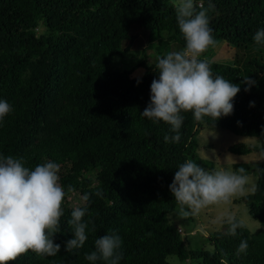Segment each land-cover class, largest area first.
<instances>
[{
    "label": "trees",
    "instance_id": "16d2710c",
    "mask_svg": "<svg viewBox=\"0 0 264 264\" xmlns=\"http://www.w3.org/2000/svg\"><path fill=\"white\" fill-rule=\"evenodd\" d=\"M202 2L207 7L209 0ZM211 3L209 26L216 44L226 43L234 54L231 64L208 62L214 76L229 77L241 90L230 116L197 121L191 112L181 113V139L171 143L164 140L175 134L170 125L140 115L159 73L156 58L145 64L144 49L141 60L132 63L136 53L129 45L135 36L129 31L142 29L156 57H163L171 42L182 50L173 0H0V100L13 107L0 122V155L23 157L29 168L58 163L60 183L75 189L65 198L54 238L60 252L47 257L28 251L9 264H91L85 254L95 250V239L113 232L123 240L120 264H264V231L250 233L242 226L230 236L224 224L206 236L209 252L186 251L168 219L177 209L169 186L178 166L191 159L213 169L194 153L198 130L212 127L257 141L256 147L238 144L226 150L260 153L255 190L240 201L253 221L264 223V44L253 40L264 29V0ZM137 68L144 73L133 77ZM248 77L256 83L246 92L242 80ZM241 167L249 171L234 166ZM84 194L90 196L86 205L80 200ZM75 207L88 209V239L66 252ZM242 240L247 251L237 254Z\"/></svg>",
    "mask_w": 264,
    "mask_h": 264
},
{
    "label": "clouds",
    "instance_id": "9594fccd",
    "mask_svg": "<svg viewBox=\"0 0 264 264\" xmlns=\"http://www.w3.org/2000/svg\"><path fill=\"white\" fill-rule=\"evenodd\" d=\"M176 21L185 40V47L165 56H157L155 70L159 78L150 86V102L140 115L153 122L163 121L171 126L174 135H165V142L178 143L184 121L181 113L191 112L195 120L211 117L214 121L233 113V100L240 92V85L223 76L213 75L210 63L201 59L216 45L209 26L208 13L215 5L204 6L202 0H173ZM253 40L264 44V29L258 30ZM139 83V81L137 82ZM250 91L255 81L242 80ZM254 107V102H250ZM13 112L12 105L0 100V122ZM227 159V158H226ZM23 157L0 155V264H9L22 254L31 251L37 256H56L61 245L55 243L60 231V219L64 215L63 204L69 194H75L73 186L67 189L60 183V165L47 161L34 168L26 167ZM169 190L177 205V215L182 218L198 215L212 205L226 206L233 199L249 191L251 177L244 168L220 167L207 170L188 159L178 166ZM252 191L255 186H252ZM97 196L102 192L97 191ZM88 194L80 197L86 205ZM87 207H75L68 221L73 228V238L66 241L65 250L80 249L88 239V222L84 217ZM222 224H227V234L235 236L242 223L234 214L225 213ZM94 231V228H93ZM123 240L113 232L95 239V250L85 254L91 264L103 260L106 264H120L123 259ZM248 242L242 240L237 254L246 253Z\"/></svg>",
    "mask_w": 264,
    "mask_h": 264
},
{
    "label": "rangeland",
    "instance_id": "374dc122",
    "mask_svg": "<svg viewBox=\"0 0 264 264\" xmlns=\"http://www.w3.org/2000/svg\"><path fill=\"white\" fill-rule=\"evenodd\" d=\"M129 32L131 35L135 36L134 40L129 45V51L136 53V55H134L135 57L130 59L132 63L135 64L141 60L142 57L139 54L141 49L145 51V64L150 65L153 63L156 55L153 50L146 47V35L144 31L138 28H131ZM172 51H179V48L176 44L171 42L169 47L167 46L163 49L161 55L165 56ZM233 54L234 51L232 47H229L224 42H219L214 47H211L209 52L202 58L209 62L231 64ZM143 73V68H137L132 76L140 77ZM224 78L230 81L229 77ZM238 144H243L252 148L257 146V141L253 138L235 136L229 132L212 127L201 128L194 137L195 155L202 160L211 162L213 167L212 170L220 167L234 170V166L236 165H246L249 170L246 174H248L251 179L249 183L250 190L242 196L235 197L229 205H212L202 210L198 215L189 216L187 218L178 216L177 209L168 214L169 221L179 230L177 233L186 251L202 249L209 252L211 248L205 238L210 233L222 231L224 224L220 222V218L225 213L234 214L237 221L241 222L243 227L250 233L264 231V223L253 221L249 217L246 207L240 201L241 197L249 196L253 192L251 188L255 184L254 171L260 162L261 155L258 152H251L247 155H233L226 150L227 147ZM167 261L170 263H177L174 257H168ZM190 264L196 263L191 262Z\"/></svg>",
    "mask_w": 264,
    "mask_h": 264
},
{
    "label": "built area",
    "instance_id": "2783aa9c",
    "mask_svg": "<svg viewBox=\"0 0 264 264\" xmlns=\"http://www.w3.org/2000/svg\"><path fill=\"white\" fill-rule=\"evenodd\" d=\"M177 232H179V230H177Z\"/></svg>",
    "mask_w": 264,
    "mask_h": 264
}]
</instances>
